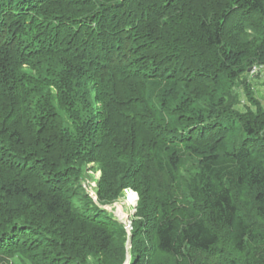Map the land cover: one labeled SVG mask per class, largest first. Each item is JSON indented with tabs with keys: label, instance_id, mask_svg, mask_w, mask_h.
<instances>
[{
	"label": "trees",
	"instance_id": "obj_1",
	"mask_svg": "<svg viewBox=\"0 0 264 264\" xmlns=\"http://www.w3.org/2000/svg\"><path fill=\"white\" fill-rule=\"evenodd\" d=\"M255 66L264 0H0V264H264Z\"/></svg>",
	"mask_w": 264,
	"mask_h": 264
},
{
	"label": "rangeland",
	"instance_id": "obj_2",
	"mask_svg": "<svg viewBox=\"0 0 264 264\" xmlns=\"http://www.w3.org/2000/svg\"><path fill=\"white\" fill-rule=\"evenodd\" d=\"M248 75L251 81V87L254 91V95L256 98L262 101L264 105V67L258 66L253 67L252 69L248 70ZM242 103H244L245 98L243 97V94L240 93ZM94 166L93 163L87 165V167L84 168V172L86 173V179L84 180L83 188L87 191V193L90 195H95L96 188H97V179L100 175L99 170H93L91 167ZM130 194L127 195V192L124 190L123 194L111 205H105L104 208L109 210H113V213H116L120 220L123 222L130 221V218L135 212V206L133 204L127 203L128 197L133 194L129 192ZM127 195V196H126ZM135 195V194H134ZM121 213H123V216H120ZM15 256L12 260L14 264H23L21 259Z\"/></svg>",
	"mask_w": 264,
	"mask_h": 264
},
{
	"label": "water",
	"instance_id": "obj_3",
	"mask_svg": "<svg viewBox=\"0 0 264 264\" xmlns=\"http://www.w3.org/2000/svg\"><path fill=\"white\" fill-rule=\"evenodd\" d=\"M134 193H135V192H134ZM94 199H96V197H94ZM136 199H137V196H136ZM109 210H111V209H109ZM111 211H113V210H111ZM114 215L118 218V220H119L120 222H122V223L125 224V222H123V221L120 220V217H119L116 213H114ZM127 228H129L128 225H127ZM130 229H131V228H130ZM130 229L127 230V232H128L127 246H128V247L130 246ZM123 264H129V254H127V258H126V260H125V262H124Z\"/></svg>",
	"mask_w": 264,
	"mask_h": 264
},
{
	"label": "bare ground",
	"instance_id": "obj_4",
	"mask_svg": "<svg viewBox=\"0 0 264 264\" xmlns=\"http://www.w3.org/2000/svg\"><path fill=\"white\" fill-rule=\"evenodd\" d=\"M34 35V34H33ZM48 37V36H47ZM40 39V38H39ZM51 44V43H50ZM35 45V44H34ZM38 45V44H37ZM54 50V49H53ZM52 56V55H51ZM32 58V57H31ZM44 58V57H43ZM31 61H32V59H31ZM29 62V61H28ZM32 63V62H31ZM32 66V65H31ZM27 68V67H26ZM25 69V68H24ZM26 71V70H25ZM131 193H133V194H131L129 197H128V199H127V203H131V204H133L134 203V201H135V195H134V192H131ZM130 194V193H129ZM124 214L123 213H121V215L120 216H123Z\"/></svg>",
	"mask_w": 264,
	"mask_h": 264
},
{
	"label": "built area",
	"instance_id": "obj_5",
	"mask_svg": "<svg viewBox=\"0 0 264 264\" xmlns=\"http://www.w3.org/2000/svg\"><path fill=\"white\" fill-rule=\"evenodd\" d=\"M126 192L129 194V192H131L130 190H126Z\"/></svg>",
	"mask_w": 264,
	"mask_h": 264
}]
</instances>
